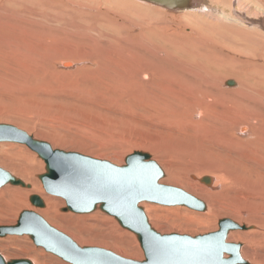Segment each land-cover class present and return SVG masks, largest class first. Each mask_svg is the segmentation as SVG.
I'll return each mask as SVG.
<instances>
[{
    "label": "rangeland",
    "instance_id": "374dc122",
    "mask_svg": "<svg viewBox=\"0 0 264 264\" xmlns=\"http://www.w3.org/2000/svg\"><path fill=\"white\" fill-rule=\"evenodd\" d=\"M117 1L122 3L117 4ZM132 2L137 3L134 4L136 7L131 4ZM205 2L214 8L219 6L227 12L231 11L235 19L245 23L247 27L256 28L264 34V22L262 21L264 20V0H205ZM196 5L197 2H194V7ZM0 7L4 10L0 9L1 124L14 125L23 128V130L28 126V129L32 130V136L40 133L36 135L37 137H34L48 142L52 149L55 148L54 150L78 153L93 159L108 161L117 166H125L126 158L135 152L150 154L151 159L157 162L165 171L163 184L173 185L185 191L192 188L199 190L197 192L200 195L197 194V196L205 203L206 210L207 201L215 200L218 209L217 214L210 218V222L202 226L198 225L194 218L205 213L206 210L196 212L180 206L175 208L143 203L141 206L144 210H146V207H154L157 218H154L153 221L149 219V223L162 235L179 234L197 237L218 231V223L223 219H231L236 223L238 222V224L239 222L246 224L250 222V219L256 220L257 218L261 221L264 218L263 208L258 212L249 210L248 212L251 214L246 212L237 215V212H239L238 207L240 210L241 206L251 207L250 200H237L231 197L226 199V188L218 192H210L206 188L208 187L207 184L199 180L198 173L189 170L186 156L181 152V149L186 148L183 143L188 142L190 135L194 134V132L189 131L192 128L186 129V125L181 122L173 125L169 121L155 120L156 118L152 115L153 112H150L152 113L150 114L145 110L129 109L130 107H127L130 106L129 103L124 104V99L122 101L120 99L119 91L114 90L117 83L115 78L120 69L116 67L117 64L124 65L125 68L129 66L128 63L126 64L123 62L124 60H121L123 54L142 55L140 59L143 63L153 64L154 66L160 65L161 68L167 65L165 68L169 69L170 65L175 63L174 53L168 47L167 49L164 48L167 46L165 39L169 36L173 39L188 41L190 21L185 14L189 12H186L185 9L181 10L185 13L171 12L135 0H0ZM145 8L150 10L145 12L143 10ZM206 10L209 9L206 8ZM216 13L214 11L213 17L210 10L209 13L205 14V16L207 15L206 19L216 22ZM3 19H5L6 24L1 21ZM164 21L166 22L162 24L161 22ZM261 21L263 24H260ZM158 23L161 24L163 29ZM154 24L159 29L154 27ZM156 31L157 33H155ZM109 33L113 35L110 36ZM122 35L125 36L121 37ZM183 35H185V38H182ZM148 38L153 43H149ZM3 48L17 50L9 57V55L1 53ZM21 48H24L25 52L23 53L27 56L24 58L21 56L20 61L16 62L17 60L12 55L17 54ZM164 49L165 51H163ZM102 54L106 56L105 62L108 66L102 67L101 70L93 63L96 58L104 57ZM158 54H161V56L157 59ZM67 59L75 60V63L71 64L74 67L67 68L62 65L63 61ZM176 60L178 63L176 66H172L171 76L169 77L172 81L180 83L184 88L192 87L193 83H188L190 79L186 73L179 74V70H189L190 65L183 66V62ZM86 61L88 62L86 63ZM94 72H105L106 75H109L113 81L112 86L110 87L108 78L96 79ZM119 73L121 74L123 71L120 69ZM231 80L236 82L235 87H237L238 82L235 79L227 78V82ZM129 82L130 80L126 78L121 79L123 84ZM26 84L30 92L26 89ZM217 84L221 83L218 82ZM184 88L181 90L182 97L185 99L189 96L185 95ZM176 94H180V92L172 85H168L163 92L159 93L158 98L160 100L168 96L169 102L166 105V110L172 109L170 101L174 100L173 97ZM257 107H261V105H257ZM134 111L139 114H135ZM151 119L158 121L156 122L157 125L153 124L155 121L152 120V122ZM196 119L199 118L196 117ZM193 121L194 117L188 119V123ZM43 136L47 137L43 138ZM50 138L67 147L55 146ZM21 147L24 149L23 152L30 150L26 146H24L26 149L23 145ZM8 148L6 147L0 152L8 151ZM27 151L25 153H28ZM156 151L161 152V154H155ZM29 152L31 153L29 154V156L31 155L30 160L35 158L33 160L34 165L37 164L38 166L42 158L31 150ZM160 155H164L166 158H162ZM109 157H113L117 161H112ZM43 164L45 169L46 163ZM172 171L173 173H171ZM37 181L38 183L41 182L39 179ZM27 183L30 185L29 182ZM39 185L42 189L40 190L39 187L37 189L41 193L32 192L33 194L30 193L27 200L30 202L29 199L33 195L40 197L44 195L43 197L53 198L54 205L50 209L51 214L46 215L44 213V209L47 210L48 208L46 203L42 209L35 208L30 203L27 206L21 205V207L15 205V208L11 207L8 210H1L0 208V226L15 225L23 211L33 210L52 227L60 229L59 231L76 240L75 242H78L80 247L112 250L111 252L128 259L144 260V253L136 235L123 229L115 218L100 210H98L99 213L105 216L101 220H90L88 218L96 212L86 215L63 212L62 210L66 206L65 201L46 194L43 185ZM9 186L16 188V186ZM3 189L4 187L0 190ZM20 189L31 192L33 186L30 189ZM201 195H204V197ZM158 206L165 208L160 209ZM252 209H255V207L253 206ZM228 210L236 213L233 212L232 215H229ZM251 211H256V213ZM145 212L147 214V211ZM259 212L261 213L259 214ZM234 214L237 217L241 215L244 220L235 218ZM250 216H253V218ZM52 218H56L54 221H57L59 225L71 223L74 227L88 228L91 235L80 234L81 238L79 240L86 241V243H81L68 231L66 232L56 226ZM184 226L193 229V231L189 234L188 232H178ZM255 240H258V238ZM231 242L242 243V248H244L243 242L235 240ZM259 243L255 244L253 255L255 259L264 262V252H260L264 251V241ZM0 255L6 261L28 259L33 264H69L44 249L36 247L31 238L26 235L0 237ZM36 258H38V261ZM49 261L51 262L47 263Z\"/></svg>",
    "mask_w": 264,
    "mask_h": 264
},
{
    "label": "bare ground",
    "instance_id": "6f19581e",
    "mask_svg": "<svg viewBox=\"0 0 264 264\" xmlns=\"http://www.w3.org/2000/svg\"><path fill=\"white\" fill-rule=\"evenodd\" d=\"M135 1L142 2L139 0ZM119 2L121 1H117V4H119ZM194 2H197L196 7L193 5L194 8L191 7L185 9L186 12H189L185 14V16L190 21V34H188V41L173 39L169 36H167L168 40L164 38L167 45L164 48L167 49L168 47V49L174 53V55H172L175 57V63L171 64L169 69L165 68L167 65H165L164 68H161L160 65L154 66L153 64L143 63L141 61L142 59H140L142 55L136 56L132 53L123 54L121 55V60H124L123 62L126 64L128 63L129 66L128 68H125L123 67L124 65L121 66L117 64L116 67L120 68L123 73L120 74L119 69L117 77L115 78L117 83L115 84L114 90L119 91L120 99L121 101L124 99V104L127 105V103H129L130 106H127L128 108L130 107L129 109L136 108V110L138 109L139 111L145 110L149 113L153 112V114H150L154 115V118H156L155 120L165 122L169 121L173 125L181 122L186 125V129L192 128V130L189 131L194 132V134L190 135L188 142L183 143L186 145V148L181 149V152H183V154L186 156V163L188 164L189 170L197 172L201 182H203L204 179L210 180L209 184L204 182L207 184L208 187L206 188L210 192H218L223 188H226V199L231 197L237 200H250L251 207L241 206V210L238 207L237 209L239 212H237V215H239V213L241 215L246 212L250 213L248 212L249 210H256L258 212L262 210V208L264 210V34L256 28L247 27L245 23L235 19L231 11L227 12L226 10L221 9L219 6L214 8L205 2V0H195ZM143 3L145 2H142V4ZM131 4L134 5L137 3L132 2ZM134 6L136 7V5ZM206 8L209 10H206ZM0 9L2 8L0 7ZM143 10L148 12L150 9L145 8ZM210 10L211 14L213 13V17L214 11L217 12V15H215V17L217 16L215 18V20H217L216 22L206 19L207 15L205 16V14L209 13ZM171 12L185 13V11L181 12V10ZM1 21L5 23V19ZM262 21L264 22V20ZM262 21L260 24H263ZM165 22L166 21L161 23L163 24ZM1 25L3 26L4 24ZM158 25L161 27V24L158 23ZM154 27L159 29V27L155 26V24ZM155 33H157V31ZM111 34L109 33L110 36ZM148 34L152 35L151 33ZM123 36L125 35H122L121 37ZM182 38H185V35H183ZM148 42L153 43L149 38ZM1 50L3 55H9L10 57V55L13 54L17 49L3 48ZM163 51H165V49ZM23 52H25L24 48H21L17 54L12 55L17 60L16 62L20 61L21 56L23 58L27 56V54ZM161 54L157 55V59L161 56ZM176 59L183 62V66L186 64L190 65L189 70H179V74L186 73L190 79L188 83H193L192 87L184 88L180 83L172 81L169 77L171 76L172 66H176L178 63ZM105 61L106 56L96 58L93 64L97 65L102 70V67H105L106 65L108 66ZM87 62L88 61H86V63ZM73 63H75V60L67 59L63 61L62 65L67 68H72L73 65L71 64ZM94 75L96 79L101 77L105 79L108 78L110 80V87L112 86L113 81L109 75H106L105 72H94ZM226 77L235 79L238 82V86L235 87L236 84L233 86H228L226 83ZM122 78L130 80V82L123 84L121 83ZM218 82L221 84H217ZM27 84L26 89L30 92ZM168 85H172L180 92V94H176L173 97L174 100L170 101L172 104V109L169 111L166 110V105L169 102L168 96L163 97V100L158 98L159 93L163 92L168 87ZM225 86L235 88L228 89ZM182 88L185 89V95L189 97L185 99L182 97ZM257 105H261V107H257ZM137 113L135 112V114ZM190 117H194V121L188 123V119ZM196 117L199 119L197 120ZM152 120L153 119H151V121ZM156 122L158 121H155L153 124L157 125ZM26 129H28V126ZM31 131V129H28L26 132L31 135ZM36 135L33 134V136ZM46 137L43 136V138ZM50 139L51 142L53 141L55 146L67 147L66 145L59 144L53 138ZM24 146L25 145H23V147ZM6 147H9L8 151L0 152V168L9 172L17 179L22 180L25 182V184H28L27 182H29L30 185L33 186V190L29 192V190H21L20 188L22 187L19 188V186H16L15 188L7 185L3 190H0L1 210H8L15 205H19L20 207L21 205L27 206L28 203H30L27 200L28 195L32 192L38 193L42 189L39 185L42 183L40 181V183H38L37 180L43 172H46V166L45 169L43 168V163H46L44 162L43 158H40L42 161L37 166V164L34 165V157L33 160H30V150H26L28 153H25L26 151L23 152L24 149L20 144L0 143V150L5 149ZM189 152L195 160L190 156ZM92 153L96 154L94 152ZM154 153H158L157 155L161 154L159 151ZM148 155L150 156V154ZM160 156L162 158H166L164 155ZM109 158L112 161H117L113 157ZM39 172L41 174L38 175L37 173ZM171 173H173V171ZM38 187L40 190L37 189ZM197 191L199 190L192 188L186 192L198 198L199 196H197V194L199 192ZM43 196L39 197L43 201L45 200L44 203H46V207H48L47 210L44 209V213L46 215H50V209L54 205V200L53 198L51 199V197L48 198ZM201 196L204 197V195ZM253 206L255 209H252ZM158 208L161 209L165 207L158 206ZM98 210L99 209L95 211V214L89 216L88 218L90 220L103 219L105 216L99 213ZM217 210L218 209L215 200H208L206 210L207 212L205 211V213L198 215L194 219L198 225H206L208 222H210V218L217 214ZM144 211H147L146 215L148 220L151 219V221H153L154 218H157L156 213L154 212V207H146V210ZM228 211L230 213L229 215H232L234 212L232 210ZM256 211L251 212L256 213ZM260 213L261 212H259V214ZM234 215L236 216V214ZM241 215L239 217L236 216L235 218L241 220L244 218L241 217ZM253 216L250 217L253 218ZM54 220H56V218H52V221ZM231 221L235 222L234 220ZM54 223L56 226H59V228H62L64 231H68L70 234H72L77 239V241L81 238L80 234H87V236L91 235V231L88 228H84L82 226L74 227L71 223L70 224L72 226L69 223H66L68 224L66 225L63 222L62 223L64 225H59L57 224V221H54ZM241 223L242 222H239L238 224L237 222L236 224L241 227H245V229L230 232L227 242L232 243V240L243 242L244 248H241V257L249 264H264V262L259 261V259H255V256L253 255L255 244L264 241V218L261 221L257 220L256 218V220L250 219V222L246 224ZM187 226L181 227L178 232H188L189 234V232L193 231V229H189ZM256 238H258V240H255ZM79 241L81 243H86V241L83 240ZM76 243L79 245L78 242ZM240 244L242 245V243ZM260 252L262 253L264 251ZM257 255L259 254L257 253ZM38 258H36L37 261ZM51 260L55 261L54 259ZM50 262L51 261L47 263Z\"/></svg>",
    "mask_w": 264,
    "mask_h": 264
},
{
    "label": "water",
    "instance_id": "95a60500",
    "mask_svg": "<svg viewBox=\"0 0 264 264\" xmlns=\"http://www.w3.org/2000/svg\"><path fill=\"white\" fill-rule=\"evenodd\" d=\"M166 10L178 11L193 7L195 0H139ZM234 81H228L233 86ZM0 143L27 146L46 162V173L39 179L46 194L61 198L66 203L63 212L86 215L97 209L113 217L119 225L137 237L144 253L143 261L121 257L97 247H80L69 236L52 227L42 216L23 211L15 225L0 226V237L29 236L34 245L69 264H249L241 257V244L228 243L230 232L244 230L229 219L220 220L219 230L206 235L158 233L149 223L141 206L143 203L165 207H185L204 212V202L185 190L165 185L163 169L144 152L129 155L125 166L93 159L78 153L53 150L45 141L38 140L14 125L0 123ZM203 182L210 183L209 179ZM7 185L30 189L31 186L0 168V189ZM33 207L42 209L44 201L30 197ZM227 255V257H226ZM0 264H33L28 259Z\"/></svg>",
    "mask_w": 264,
    "mask_h": 264
}]
</instances>
